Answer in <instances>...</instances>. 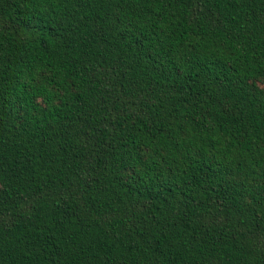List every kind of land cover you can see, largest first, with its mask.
Returning <instances> with one entry per match:
<instances>
[{
    "label": "trees",
    "instance_id": "obj_1",
    "mask_svg": "<svg viewBox=\"0 0 264 264\" xmlns=\"http://www.w3.org/2000/svg\"><path fill=\"white\" fill-rule=\"evenodd\" d=\"M0 264H264V0H0Z\"/></svg>",
    "mask_w": 264,
    "mask_h": 264
}]
</instances>
